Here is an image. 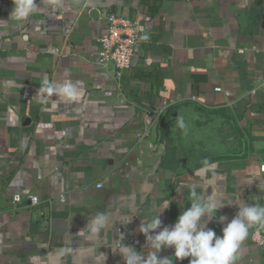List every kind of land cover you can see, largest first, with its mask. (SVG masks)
<instances>
[{
  "label": "crops",
  "instance_id": "1",
  "mask_svg": "<svg viewBox=\"0 0 264 264\" xmlns=\"http://www.w3.org/2000/svg\"><path fill=\"white\" fill-rule=\"evenodd\" d=\"M36 4L24 21L7 20L12 0L0 5V264H124L112 251L121 234L146 255L140 218L171 200L160 219L173 225L193 185L232 200L217 213L229 220L236 199L264 205V0ZM108 14L147 19L121 77L96 64ZM44 79L71 84L74 99L44 93L42 103ZM186 109L201 121H187L185 141L175 123ZM165 123L167 147L158 137ZM98 212L109 220L96 233L89 222ZM207 227L220 235L223 225ZM255 232L264 224L249 228L235 264L263 261Z\"/></svg>",
  "mask_w": 264,
  "mask_h": 264
},
{
  "label": "clouds",
  "instance_id": "2",
  "mask_svg": "<svg viewBox=\"0 0 264 264\" xmlns=\"http://www.w3.org/2000/svg\"><path fill=\"white\" fill-rule=\"evenodd\" d=\"M12 5L7 17V20L12 21L26 20L37 8L36 0H12ZM37 91L41 94L42 103L45 100L44 93L58 94L69 102L74 99V88L71 84H57L44 79ZM177 125L185 128L182 117L178 118ZM221 201L222 196L215 189L205 195V192L198 193L193 185L188 206L176 217L173 225L161 227L160 219L162 212L173 203L171 200L162 203L156 214L140 218L138 232L145 237L150 249L146 255L137 253L131 245L123 243V234L113 241L118 247L112 248V251L120 254L124 264H173L169 260L170 257L174 258V261L187 258L188 264H235L236 254L241 243L248 237L249 228L254 224H264V205L241 203L236 199L238 211L229 220L225 215L217 216V213L233 201ZM213 219L223 225L220 235L207 227ZM108 220L107 213L98 212L90 220L89 226L99 233L107 227ZM130 222L131 219H125L122 225ZM157 229L160 230L156 231ZM168 248L173 250L172 256L158 255L162 249ZM100 256L105 260L103 253H100Z\"/></svg>",
  "mask_w": 264,
  "mask_h": 264
},
{
  "label": "built area",
  "instance_id": "3",
  "mask_svg": "<svg viewBox=\"0 0 264 264\" xmlns=\"http://www.w3.org/2000/svg\"><path fill=\"white\" fill-rule=\"evenodd\" d=\"M9 0H0V5H3ZM107 26L104 32L97 39L98 51L96 56V64L102 68H114L118 77L127 74L134 65V60L139 54L140 35L144 31L142 22L147 19L137 18L129 19L127 17L108 14L106 16ZM258 88L264 87V81L258 85ZM215 91H219L216 88ZM255 94V90L250 92V96ZM196 100L195 97L192 98ZM27 200L31 206L39 204L37 196L28 195ZM21 195L14 194L13 202H21ZM58 203L65 202V196L59 195L56 197ZM251 241L260 249L263 261L254 264H264V232H255L252 235Z\"/></svg>",
  "mask_w": 264,
  "mask_h": 264
},
{
  "label": "rangeland",
  "instance_id": "4",
  "mask_svg": "<svg viewBox=\"0 0 264 264\" xmlns=\"http://www.w3.org/2000/svg\"><path fill=\"white\" fill-rule=\"evenodd\" d=\"M187 110H188L189 112L186 114ZM180 117H182L183 120H184V122H185V128H184V130L181 131V132H182L181 137L183 138V140L186 141V139H190V137H191V135H192V134H191V130H190L192 124H189V126H187V121H188L189 119H191V120H196V121H199V122H200L201 120L195 119L196 116H195L194 111H193L192 109H186V110L184 111V113H183ZM176 123H177V122H176ZM176 123H175V125H176V127H178V125H177ZM178 128H180V127H178ZM187 130L190 131V134L187 133V132H188ZM205 133H206V132H203L202 129H200L199 131H197L196 134H195L196 141H200V142H202ZM199 157H206V156L203 155V153H201V154L198 156V158H199Z\"/></svg>",
  "mask_w": 264,
  "mask_h": 264
},
{
  "label": "trees",
  "instance_id": "5",
  "mask_svg": "<svg viewBox=\"0 0 264 264\" xmlns=\"http://www.w3.org/2000/svg\"><path fill=\"white\" fill-rule=\"evenodd\" d=\"M169 124H164L162 126V128L160 129V132L158 134V137H159V142L160 143H165V146L167 147V141L165 140L167 138V135H166V132H167V129H168V126Z\"/></svg>",
  "mask_w": 264,
  "mask_h": 264
},
{
  "label": "water",
  "instance_id": "6",
  "mask_svg": "<svg viewBox=\"0 0 264 264\" xmlns=\"http://www.w3.org/2000/svg\"><path fill=\"white\" fill-rule=\"evenodd\" d=\"M163 121H164V118L161 120V123H163Z\"/></svg>",
  "mask_w": 264,
  "mask_h": 264
}]
</instances>
